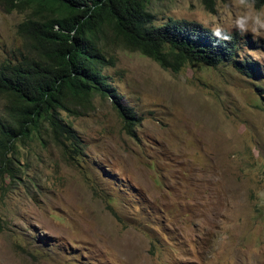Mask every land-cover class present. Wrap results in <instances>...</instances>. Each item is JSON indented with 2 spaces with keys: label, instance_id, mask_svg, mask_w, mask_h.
Listing matches in <instances>:
<instances>
[{
  "label": "rangeland",
  "instance_id": "374dc122",
  "mask_svg": "<svg viewBox=\"0 0 264 264\" xmlns=\"http://www.w3.org/2000/svg\"><path fill=\"white\" fill-rule=\"evenodd\" d=\"M231 5L153 0L149 11L209 29ZM25 16L0 5V63L30 51L16 33ZM241 37L255 78L230 64L165 69L104 38L120 98L95 93L83 115L61 112L83 153L70 158L46 133L25 139L11 181L0 150V264H264V37ZM5 105L0 93V122Z\"/></svg>",
  "mask_w": 264,
  "mask_h": 264
},
{
  "label": "trees",
  "instance_id": "16d2710c",
  "mask_svg": "<svg viewBox=\"0 0 264 264\" xmlns=\"http://www.w3.org/2000/svg\"><path fill=\"white\" fill-rule=\"evenodd\" d=\"M153 0H0L7 13L25 12L16 33L28 44L16 62L0 63V93L7 119L0 122L3 176L21 179L13 162L15 146L25 139L43 142L46 133L74 159L83 144L62 111L83 115L95 93L120 98L111 75L103 39L109 34L165 69L179 71L186 63L230 64L249 77L259 76L255 62L240 57L242 37L231 33L219 42L195 22L168 17L157 23L149 11ZM212 0H204L211 6ZM264 0H255V7ZM123 94V92H122ZM80 108H85L82 111ZM125 130L133 135L129 107L116 103Z\"/></svg>",
  "mask_w": 264,
  "mask_h": 264
},
{
  "label": "clouds",
  "instance_id": "9594fccd",
  "mask_svg": "<svg viewBox=\"0 0 264 264\" xmlns=\"http://www.w3.org/2000/svg\"><path fill=\"white\" fill-rule=\"evenodd\" d=\"M214 1L215 0L211 1V6H207L206 4L205 6L212 8ZM233 8L235 9L234 12L231 10ZM226 9H227L226 14L228 16V20L226 23L220 22V21H212L211 27L209 29L201 26L200 24L196 22L195 23L205 28L206 30L211 31L212 36L215 37L217 41L223 42V43H230L232 41L233 39L231 35L232 29H235V31H237L241 36L251 34L254 38L264 37V9H256L255 0H232L231 7L229 8L228 6H226ZM242 47L243 46H242V41H241V50H242ZM245 58L246 57L244 56V59ZM248 61L252 62L253 59L248 60ZM186 64H190V63H186ZM221 64H228V63H221ZM252 78H255V77H252Z\"/></svg>",
  "mask_w": 264,
  "mask_h": 264
}]
</instances>
